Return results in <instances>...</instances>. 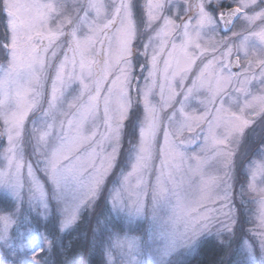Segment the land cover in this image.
<instances>
[{
	"label": "snow or ice",
	"instance_id": "1",
	"mask_svg": "<svg viewBox=\"0 0 264 264\" xmlns=\"http://www.w3.org/2000/svg\"><path fill=\"white\" fill-rule=\"evenodd\" d=\"M85 218L77 264H264V0H0V264Z\"/></svg>",
	"mask_w": 264,
	"mask_h": 264
},
{
	"label": "trees",
	"instance_id": "2",
	"mask_svg": "<svg viewBox=\"0 0 264 264\" xmlns=\"http://www.w3.org/2000/svg\"><path fill=\"white\" fill-rule=\"evenodd\" d=\"M99 210V209H98ZM245 226V225H244ZM52 225L49 224V228ZM87 232V218L78 227L69 230L65 234L64 242L68 244L71 242V249L67 250L65 254H56L54 256L56 264H77L79 254L84 248V235ZM225 257V252L214 247L211 243L205 245L200 254L191 261V264H219L221 258Z\"/></svg>",
	"mask_w": 264,
	"mask_h": 264
},
{
	"label": "rangeland",
	"instance_id": "3",
	"mask_svg": "<svg viewBox=\"0 0 264 264\" xmlns=\"http://www.w3.org/2000/svg\"><path fill=\"white\" fill-rule=\"evenodd\" d=\"M69 202H71V194L74 192V189L71 187V185L69 186ZM246 208H247V213H245V215L242 217L243 221H244V228L247 229L248 227H251L252 225L250 223H248V221L250 220L251 216L250 214H254L255 213V210H256V205L254 203H251L249 202L247 205H246ZM243 211V209H242Z\"/></svg>",
	"mask_w": 264,
	"mask_h": 264
}]
</instances>
